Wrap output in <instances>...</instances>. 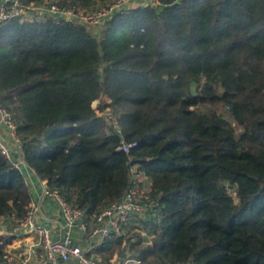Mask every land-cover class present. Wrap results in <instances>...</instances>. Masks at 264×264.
<instances>
[{
  "label": "trees",
  "instance_id": "trees-1",
  "mask_svg": "<svg viewBox=\"0 0 264 264\" xmlns=\"http://www.w3.org/2000/svg\"><path fill=\"white\" fill-rule=\"evenodd\" d=\"M0 103L26 163L85 216L136 185L134 166L149 179L153 237L113 233L101 262L264 264V0H152L98 28L47 11L3 21ZM31 200L0 154V217L13 228Z\"/></svg>",
  "mask_w": 264,
  "mask_h": 264
},
{
  "label": "built area",
  "instance_id": "built-area-1",
  "mask_svg": "<svg viewBox=\"0 0 264 264\" xmlns=\"http://www.w3.org/2000/svg\"><path fill=\"white\" fill-rule=\"evenodd\" d=\"M22 1L0 0V23L13 18L31 20L35 18V12L44 13L45 10L54 17H64L67 20L75 19L90 28H98L114 13L122 12L130 7L129 3L131 0H112L105 6L98 7L92 11H75L60 7L53 2L47 5V0L42 5L35 3L26 5ZM98 114L105 115L108 118V122L117 131L120 130L116 119L111 116L108 108L104 111H99ZM135 145L136 143L133 141H122L118 149L128 152ZM0 154L14 168L24 174L29 186V174L31 170H34L25 161L23 146L17 133L14 117L1 103ZM132 171L134 173L133 179L135 180V166ZM38 179L42 198H50L57 203L61 217L60 234L58 237L54 236L53 230L41 222L38 205L35 202H30L24 217L17 221L13 227L15 231H9L5 235L0 234L1 236L24 235V247L20 249V252L13 253L9 249L10 243H8L3 249L0 264H71L73 261L78 264H140L139 259L130 255L121 261L112 262V260H109L108 263L101 262L99 256V250L103 243L113 233H117L122 225L132 221L139 222L143 219L141 216H144L142 215L144 211L150 213L152 206L148 200H136V185L128 188L119 200L87 217L84 211L68 203L57 189L51 188L46 180L39 177ZM146 230L149 231V226H145L144 231Z\"/></svg>",
  "mask_w": 264,
  "mask_h": 264
},
{
  "label": "crops",
  "instance_id": "crops-1",
  "mask_svg": "<svg viewBox=\"0 0 264 264\" xmlns=\"http://www.w3.org/2000/svg\"><path fill=\"white\" fill-rule=\"evenodd\" d=\"M99 5H102L105 3L106 0H97ZM152 0H131V2L129 3L130 7H137V6H142L146 3H150ZM46 9V6H45ZM45 12V10H44ZM43 14V12H40L39 14H37L35 16L36 18H41V15ZM135 183H136V188L137 190H141L142 186L144 187V184H148V191L146 192V196L148 195L149 189H150V181L149 179L142 175L141 173L136 174L135 176ZM28 183H29V188L31 191V195H32V200L31 202H35V204L38 205L39 208V216H40V220L41 222L48 226L49 228H51L54 232V236L58 237L61 231L60 228V223H61V217L59 215V208L57 206V203L53 200H51L50 198H46L41 196V187H40V182L38 179V176L36 175V173H34V171L31 170L30 174H29V179H28ZM102 198H100V202L99 204H101L102 202ZM155 216L154 212H150L148 215L143 216V219H141L139 222L138 221H132L128 224H124L121 226V228L119 229V231L117 232L118 236L123 235L124 238H127V236L129 234H131L132 236H139L141 237L144 241L148 238L153 237L152 234H149V231L145 230V226H148V222L149 219H151L152 217ZM148 220V222H147ZM11 231H15L13 230V228L10 227L9 225V220L5 217L2 216L0 217V234L1 235H5L8 232ZM130 235V236H131ZM11 238V242H10V250L13 253H18L20 252V249L24 247V242H25V236L24 235H17V236H10ZM128 254L127 253H123L121 255H117L116 253L113 254V256L109 259L112 260V262L114 261H121L123 260L125 257H127Z\"/></svg>",
  "mask_w": 264,
  "mask_h": 264
},
{
  "label": "rangeland",
  "instance_id": "rangeland-1",
  "mask_svg": "<svg viewBox=\"0 0 264 264\" xmlns=\"http://www.w3.org/2000/svg\"><path fill=\"white\" fill-rule=\"evenodd\" d=\"M112 0H106L104 4H102L103 6H105L106 4L110 3ZM52 1L51 0H48V4L51 3ZM131 2V1H130ZM47 4V5H48ZM30 12H34V11H30ZM102 99H105L108 101V98L106 96H102ZM93 105H96V102L93 103ZM148 191V184H144V187L142 186V189L140 190H135V197H136V200L138 201H147V197H146V192ZM149 212L147 211H144L142 213V215H148ZM143 216H141L142 218ZM139 218V217H138ZM131 234H129L127 237H129Z\"/></svg>",
  "mask_w": 264,
  "mask_h": 264
},
{
  "label": "water",
  "instance_id": "water-1",
  "mask_svg": "<svg viewBox=\"0 0 264 264\" xmlns=\"http://www.w3.org/2000/svg\"><path fill=\"white\" fill-rule=\"evenodd\" d=\"M71 264H78V263H76V262L73 261Z\"/></svg>",
  "mask_w": 264,
  "mask_h": 264
}]
</instances>
